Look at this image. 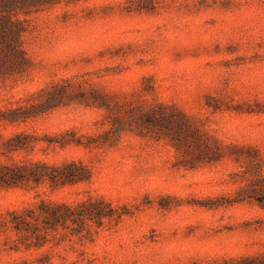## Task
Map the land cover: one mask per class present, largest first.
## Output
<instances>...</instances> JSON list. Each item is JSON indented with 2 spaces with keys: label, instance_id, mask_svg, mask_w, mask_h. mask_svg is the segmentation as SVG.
Returning <instances> with one entry per match:
<instances>
[{
  "label": "rangeland",
  "instance_id": "rangeland-1",
  "mask_svg": "<svg viewBox=\"0 0 264 264\" xmlns=\"http://www.w3.org/2000/svg\"><path fill=\"white\" fill-rule=\"evenodd\" d=\"M28 1L25 60L0 56V166L91 179L0 187V264H264V0ZM91 200L116 214L82 236L27 248L3 226Z\"/></svg>",
  "mask_w": 264,
  "mask_h": 264
},
{
  "label": "trees",
  "instance_id": "trees-1",
  "mask_svg": "<svg viewBox=\"0 0 264 264\" xmlns=\"http://www.w3.org/2000/svg\"><path fill=\"white\" fill-rule=\"evenodd\" d=\"M33 6V4H31ZM28 0H0V56L13 64L25 60L22 50L21 36L24 32L23 23L13 19V12L29 8ZM12 112L4 120L16 123ZM26 118V117H23ZM17 136L5 144L8 152H16L23 148ZM91 179V172L81 162H69L63 165H50L45 162L14 164L0 166V187L23 188L29 184L39 186L49 182L52 187L75 185ZM90 204L81 203L77 206L65 204L53 205L41 202L31 208L11 213L10 219L4 222L17 235V242L30 247H43L49 236L60 228L69 229L76 226L73 235L82 236L87 231L89 222L101 225L103 220H111L116 214L111 204L103 200H91ZM118 218L121 214H117Z\"/></svg>",
  "mask_w": 264,
  "mask_h": 264
}]
</instances>
